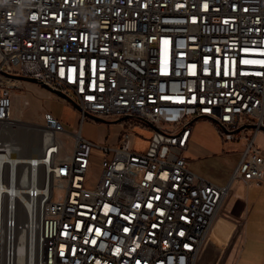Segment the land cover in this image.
<instances>
[{
    "label": "built area",
    "instance_id": "built-area-1",
    "mask_svg": "<svg viewBox=\"0 0 264 264\" xmlns=\"http://www.w3.org/2000/svg\"><path fill=\"white\" fill-rule=\"evenodd\" d=\"M15 76L79 113L70 132L45 114L40 156L4 140ZM86 113L117 141L83 137ZM197 119L243 142L231 178L262 176L264 0H0V264H194L227 190L184 156Z\"/></svg>",
    "mask_w": 264,
    "mask_h": 264
},
{
    "label": "rangeland",
    "instance_id": "rangeland-1",
    "mask_svg": "<svg viewBox=\"0 0 264 264\" xmlns=\"http://www.w3.org/2000/svg\"><path fill=\"white\" fill-rule=\"evenodd\" d=\"M16 84L18 87L14 88L12 98V120L18 119V121L30 124L36 122L42 126L45 122V114L50 113L63 123L66 131L72 130L75 126L76 113L75 111L71 112L63 105L76 110L69 101L37 82L20 80ZM61 118H64L65 121ZM80 127L83 137L106 144H114L121 131L119 122H96L88 117L81 122ZM140 134L143 138L147 137L145 132H140ZM60 137L64 142L63 151H69L72 144L69 134L62 132ZM256 144L259 146L264 144L262 134L258 135ZM191 145L193 149L184 153V156L191 162V169L219 185L227 183L244 148L242 141L224 142L221 139V132L206 119L194 121ZM97 173L98 158H95L87 172L88 183L92 184L96 181Z\"/></svg>",
    "mask_w": 264,
    "mask_h": 264
},
{
    "label": "crops",
    "instance_id": "crops-1",
    "mask_svg": "<svg viewBox=\"0 0 264 264\" xmlns=\"http://www.w3.org/2000/svg\"><path fill=\"white\" fill-rule=\"evenodd\" d=\"M63 105L76 113L74 130L79 113ZM140 132L147 137L143 138ZM148 137L147 130L136 131L132 138L134 147L144 150ZM189 149H193L191 141L186 152ZM226 184L227 190L201 241L194 264H264V172L261 177L249 180L230 176Z\"/></svg>",
    "mask_w": 264,
    "mask_h": 264
},
{
    "label": "bare ground",
    "instance_id": "bare-ground-1",
    "mask_svg": "<svg viewBox=\"0 0 264 264\" xmlns=\"http://www.w3.org/2000/svg\"><path fill=\"white\" fill-rule=\"evenodd\" d=\"M4 140L18 155H38L44 144L53 138L49 126L38 123H25L17 120L10 121L4 128ZM16 147V148H15Z\"/></svg>",
    "mask_w": 264,
    "mask_h": 264
},
{
    "label": "water",
    "instance_id": "water-1",
    "mask_svg": "<svg viewBox=\"0 0 264 264\" xmlns=\"http://www.w3.org/2000/svg\"><path fill=\"white\" fill-rule=\"evenodd\" d=\"M15 77L18 78V79H21V80H26V81H31V82H37L32 77H25V76H15ZM42 86L45 87L46 89L50 90L51 92L55 93L56 95L60 96L61 98L66 99L69 102H72V100L68 96H66L65 94H63L59 90H55V89L49 88L48 86H46L44 84H42ZM86 116L88 118L92 119L93 121H96V122H109L108 120H105V119L100 118V117H97V116H93V115H91L89 113H86ZM113 122H116V121H113ZM43 152H44V149L38 155L39 156L42 155Z\"/></svg>",
    "mask_w": 264,
    "mask_h": 264
}]
</instances>
